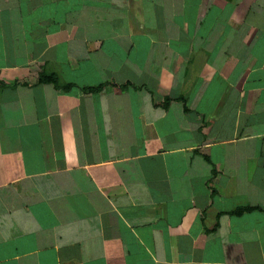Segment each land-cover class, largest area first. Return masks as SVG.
Returning a JSON list of instances; mask_svg holds the SVG:
<instances>
[{
	"label": "crops",
	"instance_id": "1",
	"mask_svg": "<svg viewBox=\"0 0 264 264\" xmlns=\"http://www.w3.org/2000/svg\"><path fill=\"white\" fill-rule=\"evenodd\" d=\"M0 264H264V0H0Z\"/></svg>",
	"mask_w": 264,
	"mask_h": 264
},
{
	"label": "trees",
	"instance_id": "2",
	"mask_svg": "<svg viewBox=\"0 0 264 264\" xmlns=\"http://www.w3.org/2000/svg\"><path fill=\"white\" fill-rule=\"evenodd\" d=\"M39 83H45V84H53L56 87H59V80L58 77L54 74H47V73H42L39 78ZM92 92H98L100 89H91ZM247 210V209H246ZM243 210H239L237 213L241 214Z\"/></svg>",
	"mask_w": 264,
	"mask_h": 264
}]
</instances>
